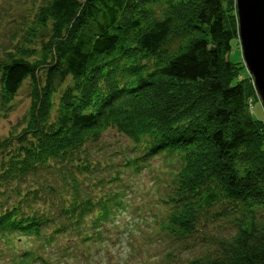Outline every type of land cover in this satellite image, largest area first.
Returning a JSON list of instances; mask_svg holds the SVG:
<instances>
[{
    "label": "trees",
    "instance_id": "obj_1",
    "mask_svg": "<svg viewBox=\"0 0 264 264\" xmlns=\"http://www.w3.org/2000/svg\"><path fill=\"white\" fill-rule=\"evenodd\" d=\"M27 2L0 61L3 110L31 81L19 130L0 140V245L24 248L0 262L55 264L92 241L119 207L90 180L91 147L114 130L143 152L126 161L136 171L157 156L176 165L161 221L198 248L186 264H264V120L229 59L236 1ZM215 224L226 231L213 240Z\"/></svg>",
    "mask_w": 264,
    "mask_h": 264
},
{
    "label": "rangeland",
    "instance_id": "obj_2",
    "mask_svg": "<svg viewBox=\"0 0 264 264\" xmlns=\"http://www.w3.org/2000/svg\"><path fill=\"white\" fill-rule=\"evenodd\" d=\"M29 4L27 0L24 3L19 0H0V61L3 49L20 34L23 23L19 13ZM229 59L242 66V77L250 76L238 41L233 42ZM30 103L31 81L28 79L8 111L3 110L0 104V140L19 130L18 125ZM251 110L255 118L264 120V106L259 98L252 99ZM91 148L94 169L90 180L97 184L92 187V194L99 197L117 193L120 197L119 207L110 220L94 229L97 231L95 235L91 232L92 241L84 245L86 240L78 237L71 255L64 257L63 251H59L56 252L57 256L50 249L48 258L51 260V256H57L52 258L55 264H186L198 248L185 247L180 241L168 237L162 229L161 220L167 211L162 198L169 191L176 172L172 160L161 156L152 157L142 162L141 169L136 171L126 161L143 152L133 148L129 139L114 130L107 132ZM48 205L51 204H42L41 207L46 208ZM213 229V240L226 231L225 227L216 224ZM23 248V244L16 248L0 245V252L11 256L22 252ZM0 263L6 264V261Z\"/></svg>",
    "mask_w": 264,
    "mask_h": 264
},
{
    "label": "water",
    "instance_id": "obj_3",
    "mask_svg": "<svg viewBox=\"0 0 264 264\" xmlns=\"http://www.w3.org/2000/svg\"><path fill=\"white\" fill-rule=\"evenodd\" d=\"M235 1L243 61L264 106V0Z\"/></svg>",
    "mask_w": 264,
    "mask_h": 264
}]
</instances>
